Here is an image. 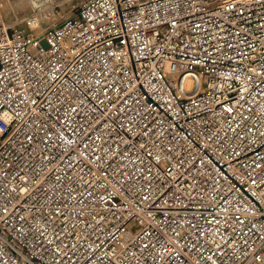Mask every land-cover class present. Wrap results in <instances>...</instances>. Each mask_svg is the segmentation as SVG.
Wrapping results in <instances>:
<instances>
[{
    "label": "built area",
    "instance_id": "1",
    "mask_svg": "<svg viewBox=\"0 0 264 264\" xmlns=\"http://www.w3.org/2000/svg\"><path fill=\"white\" fill-rule=\"evenodd\" d=\"M4 20L0 264H264V0Z\"/></svg>",
    "mask_w": 264,
    "mask_h": 264
},
{
    "label": "rangeland",
    "instance_id": "2",
    "mask_svg": "<svg viewBox=\"0 0 264 264\" xmlns=\"http://www.w3.org/2000/svg\"><path fill=\"white\" fill-rule=\"evenodd\" d=\"M0 1H1L3 15L5 18V20H4L5 24L6 25H15V27L19 31H23L22 24L20 22H22L21 19H23L27 16L28 10L26 11L25 8L21 7V6L18 7L16 5L15 0H0ZM79 2H80V0H54V3H55L54 6L53 5L49 6L48 3L46 5H44V10H43L44 12H42V13H44L43 14L44 16H46V15L49 16V13L51 10H54V13L56 15V19H54L51 23L47 22V24H49V25H46L45 28L53 27V26L59 24L60 22H62L65 18H67L72 13V9ZM47 8H48L49 13L47 11ZM10 9L13 10L14 15H11ZM18 12H20V13H18ZM44 21H46V19Z\"/></svg>",
    "mask_w": 264,
    "mask_h": 264
},
{
    "label": "bare ground",
    "instance_id": "3",
    "mask_svg": "<svg viewBox=\"0 0 264 264\" xmlns=\"http://www.w3.org/2000/svg\"><path fill=\"white\" fill-rule=\"evenodd\" d=\"M137 1L141 2L143 0H137ZM15 2H16V5L18 7L21 6V7H24L26 11L28 10L26 17H28L29 15H32V16H34L35 20H37V22H38L36 27L35 26L27 27L23 22L26 17L21 19L22 22H20V23L22 24L23 31L26 35H28L30 37H35L38 34H40L45 29V26L49 25V24H47V22L51 23L54 19H56V15L54 13V10H51L49 13L48 8H47L49 16H47V15L44 16L43 15L44 13H42V12H44L43 11L44 5H46L47 3L49 6L50 5L54 6V4H55L54 0H15ZM18 13H20V12H18ZM45 19H46V21H44Z\"/></svg>",
    "mask_w": 264,
    "mask_h": 264
}]
</instances>
